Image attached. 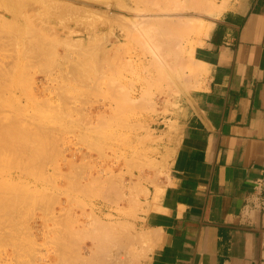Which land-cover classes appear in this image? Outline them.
<instances>
[{
    "label": "rangeland",
    "instance_id": "obj_1",
    "mask_svg": "<svg viewBox=\"0 0 264 264\" xmlns=\"http://www.w3.org/2000/svg\"><path fill=\"white\" fill-rule=\"evenodd\" d=\"M26 1L0 0V264H144L149 198L204 73L194 49L229 0L194 1L174 45L132 21L137 0Z\"/></svg>",
    "mask_w": 264,
    "mask_h": 264
},
{
    "label": "crops",
    "instance_id": "obj_2",
    "mask_svg": "<svg viewBox=\"0 0 264 264\" xmlns=\"http://www.w3.org/2000/svg\"><path fill=\"white\" fill-rule=\"evenodd\" d=\"M194 59L144 264H264V0H229Z\"/></svg>",
    "mask_w": 264,
    "mask_h": 264
},
{
    "label": "bare ground",
    "instance_id": "obj_3",
    "mask_svg": "<svg viewBox=\"0 0 264 264\" xmlns=\"http://www.w3.org/2000/svg\"><path fill=\"white\" fill-rule=\"evenodd\" d=\"M17 1H18V0H17ZM25 1H26V0H25ZM35 1H36V0H35ZM38 1L41 2L40 4H42V6H44L45 4H46V5H47V4H48V5H53V4H51V3L49 2V0H47V1H46V0H42L43 2H42L41 0H38ZM44 1H46L47 3H45ZM50 1H52V0H50ZM53 1H54V0H53ZM53 1H52V3H53ZM56 1H57V0H55V2H56ZM120 1H121V0H120ZM125 1H126V0H125ZM125 1H124V2H125ZM137 1H138L139 3H137ZM137 1L135 0V3H137L138 5H139V4H140V5L143 4V5H145V6H144V7H143V6L141 7V6H138V5L136 4V5H137V7H135V9H136V13L134 14L135 18H132V21H133L135 24H137V25H139V26L141 27V26H143L144 22L141 21V23H140V20H141V19H144L143 17H145V16L148 17V18L150 17L151 21L153 22V23H152L153 26L156 27V28H155V27H154V28L157 29V30L159 31V33L162 32V34L164 33V34H166V35H167V33H168V34H171V37H169L170 35L167 37L168 39H169V38L172 39V36H175L174 34H175V31H177V29L179 30V33H180L179 35H181V34L184 32V36H185V33H187V32H185V31L189 30L190 28L196 29V25L198 24V23H196V22H198V21H197V18H196V21H195L194 18H193V20L195 21L194 23H196V25H195L194 23H192V24H194V25H192V26H195V27H192L191 24H189V25L187 24V25L190 26V27H188L187 25L184 24V26H183V28H182V26H181L179 23H182V21H183V22L186 21L188 18L185 20V18H181V17H186V16L188 15L187 12H186V9H187V8L189 9L188 6H190L192 9L194 8V7L192 6L194 1H195V3H196L197 1H199V2H197V3L199 4V5H198L199 7H200V4H201V6H203L202 4L205 3L204 0H192V1H190V0H137ZM202 1H203V3H201ZM209 1H210V0H207V1H206V2H208V3H206V4H207V9L210 7L211 3H212L214 0L211 1L210 3H209ZM215 1H216V0H215ZM215 1H214V3H215ZM8 2H9V1H8ZM15 2H16V0H11V5H12V7H13V5L15 4ZM31 2H34V0H33V1H32V0H27L26 3H25V2H24V3L27 5V4H31ZM39 2H38V3H39ZM107 2H108V1H107ZM124 2H123V3H124ZM133 2H134V1H133ZM44 3H45V4H44ZM58 3H59V1H57V4H58ZM118 3H119V1H118ZM195 3H194V5L197 4V3H196V4H195ZM3 4H4V3H3ZM61 4H64V3L61 2ZM61 4H60V5H61ZM121 4H122V3H121ZM127 4H128V3H127ZM8 5H9V3H8ZM8 5H7V9H10L11 6H10V5L8 6ZM54 5H55V4H54ZM60 5H59V6H60ZM64 5H65V4H64ZM64 5H62L63 9H64L65 6L67 5L69 8H70V7H73V11H74V10L77 11L76 9H74V6H76V5H74V4H73L74 6H71L72 4H70V6H69L68 4H66L65 6H64ZM104 5H105V4H104ZM122 5H123V4H122ZM212 5H214V4L212 3ZM212 5H211V6H212ZM215 5H216V4H215ZM3 6H4V5H3ZM42 6H41V7H42ZM154 6H155V7H154ZM157 6H158V8H157ZM198 6L196 5L195 7H198ZM204 6H205V5H204ZM57 7H58V5H57ZM60 7H61V6H60ZM60 7H58V8L60 9ZM62 7H61V8H62ZM68 7H67V8H68ZM76 7H77V9H79L78 6H76ZM79 7H80V6H79ZM199 7H198L197 9H201V10H202V8H201V7L199 8ZM213 7H214V6H212V8H213ZM21 8H22V7H21ZM43 8H44V7H43ZM93 8H94V7H93ZM191 8H190V9H191ZM205 8H206V7H205ZM11 9H12V8H11ZM65 9H66V8H65ZM84 9H86L85 6H84ZM97 9H98V8H97ZM197 9L194 8L193 10H197ZM51 10H52V9H51ZM67 10H69V9H67ZM70 10H72V8H70ZM89 10H90V9H89ZM102 10H103V9H102ZM208 10H210V9H208ZM44 11H45V10H44ZM75 11H74V13H75ZM80 11H82V9H81ZM173 11H174V12H173ZM45 12H46V11H45ZM45 12H44V13H45ZM55 12H56V11H55ZM69 12H70V11H69ZM77 12H78V11H77ZM77 12H76V13H77ZM90 12H91V11H90ZM92 12H93V11H92ZM101 12H102V11H101ZM5 13H6V12H5ZM71 13H72V11H71ZM94 13H95V12H94ZM196 13H197V12H196ZM199 13H200V12H199ZM199 13H198V15H199ZM98 14H99V12H98ZM58 15H59V14H58ZM118 15H119V14H118ZM191 15H193V14L191 13ZM131 16H132V15H131ZM141 16H143V17H142L141 19H139V17H141ZM170 16H172V17H170ZM173 16L180 17V18H177L178 20H177V19L174 20V19H173ZM196 16H197V15H196ZM27 17H28V16H27ZM146 17H145V18H146ZM155 17H156V18H155ZM158 17H159V18H158ZM167 17H170V18L168 19ZM120 18H121V17H120ZM120 18H119V19H120ZM127 18H128V17H127ZM92 19H93V18H92ZM110 19H111V18H110ZM122 19H123V18H122ZM122 19H121V20H122ZM189 19H190V18H189ZM198 19H199V18H198ZM111 20H113V19H111ZM129 21H131V20L128 19V22H129ZM132 21H131V22H132ZM103 22H104V21H103ZM133 22H132V23H133ZM186 22H188V20H187ZM118 23H119V22H118ZM132 23L129 22L128 24L131 25ZM142 23H143V24H142ZM175 23H178L177 26H178V25H180V26H179V27H176V26H175ZM188 23H189V22H188ZM149 24H150V23H149ZM149 24H148V25H149ZM137 25H136V26H137ZM198 25H199V24H198ZM118 26H119V25H118ZM133 26H135V25H133ZM136 26H135V27H136ZM153 26H151V29H152V30H153ZM186 26H187V27H186ZM66 27H67V26H66ZM143 27H146L145 24H144ZM157 27H160V28H157ZM136 29H137V28H136ZM142 29H144V28H142ZM183 29H184V30H183ZM185 29H186V30H185ZM193 29H192V30H193ZM197 29H198V28H197ZM71 31H73V30H71ZM139 31H140V30H139ZM142 31H143V30H141V32H142ZM189 31H191V30H189ZM68 32H69V31H68ZM155 32H157V31H155ZM165 32H166V33H165ZM177 32H178V31H177ZM177 32H176V34H178ZM181 32H182V33H181ZM195 32H196V31H195ZM157 33H158V32H157ZM173 33H174V34H173ZM189 33H191V32H188V34H189ZM197 33H198V31H197ZM160 34H161V33H160ZM172 34H173V35H172ZM199 34H200V33H199ZM153 35H154V34H153ZM153 35H152V36H153ZM157 35H158V34H156V36H157ZM166 35H165V36H164V35H160L161 37L164 36V37H162V40H163V39H165V40L167 39V38H165ZM186 35H187V34H186ZM156 36H155V37H156ZM176 36H177V35H176ZM184 36H182V37H184ZM161 37H160V38H161ZM173 38H174V37H173ZM179 38H181V36H180ZM170 39H169V40H170ZM175 39L177 40V38H175ZM182 39H183V38H181V40H182ZM172 40H174V39H172ZM172 40H170L169 43H173V42H171ZM72 42H73V40H72ZM167 42H168V41H166V42L163 41V42L161 43V41H160L161 45L165 43L163 46H166V47H168V49H169V46H167V44H166ZM177 42H178V41H177ZM174 43H176L175 40H174ZM174 43H173V45H174ZM181 44H183V43H181ZM74 45H75V44H74ZM169 45H170V44H169ZM114 46H115V45H114ZM171 46H172V44L170 45V49H169V50L173 51L172 49H174V48L171 49ZM175 46H176V44H175ZM172 47H173V46H172ZM167 51H168V50H167ZM173 52H177V49H176V50L174 49ZM173 52H172V53H173ZM169 54H170V52H169ZM169 54H168V55H169ZM173 55H174V54H173ZM176 55H177V53H176L174 56H176ZM169 56H171V55H169ZM172 57H173V56H172ZM177 57H178V56H177ZM165 58H166V57H165ZM168 58L171 60L170 57H168ZM167 61H168V59H167ZM167 61H166V62H167ZM174 61H175V60H174ZM176 61H177V60H176ZM164 63H165V62H164ZM96 74H97V73H95L94 76H96ZM98 74H99V73H98ZM92 76H93V75H92ZM96 77L98 78V76H96ZM88 78H89V77H88ZM90 78H91V77H90ZM97 78H94L93 81H96ZM92 79H93V78H91V83L93 82ZM139 182H140V181H139ZM136 184H137V183H136ZM130 187H131V186H130ZM136 187H137V186H136ZM139 187H140V186H139ZM139 187H138V188H139ZM133 188H134V187H133ZM132 190H133V189H132ZM132 190H130V191H132ZM120 195H121V194H120ZM135 195H137V194H135ZM121 197H122V196H121ZM130 198H131V197H130ZM130 198H129V199H130ZM132 216H133V215H132ZM102 223H103V222H102ZM113 223H114V222H113ZM104 224H105V223H104ZM107 228H108V227H107ZM115 236H116V235H115ZM115 236H111V238L113 237V238L115 239ZM119 237H120V236H119ZM101 238H102V237H101ZM109 239H110V238H109ZM119 239H120V238H119ZM121 239H122V238H121ZM121 239H120V241H121ZM110 240H112V239H110ZM117 240H118V238H117ZM123 240H124V238H123ZM123 240H122L121 242H123ZM103 241H104V240H103ZM115 241H116V239H115ZM115 241H114V242H115ZM100 242H101V239H100ZM121 242H118V244H117V243H115V244L118 245V246L116 245V246L118 247V251L121 252V253H124L125 246H126L127 244H128L127 246H130V244H129V243H126V241L124 240V242H125V244H126V245L124 244V245H125V246H124V245H122L124 242H123V243H121ZM127 242H128V241H127ZM98 243H99V242H98ZM110 243L112 244V242H110ZM111 244H110V245H111ZM133 245H136V244L133 243ZM143 245H144V244H143ZM127 246H126V247H127ZM131 246H132V245H131ZM136 246H137V245H136ZM136 246H135V247H136ZM113 247H115V245H114ZM109 248H110V247H109ZM111 248H112V247H111ZM127 248H128V247H127ZM130 248H132V247H129V248H128V252H130V250H131ZM140 249H141V248H140ZM142 249H143V248H142ZM108 250H110V249H108ZM135 251H137V249L134 250V251H133V249H132V252H135ZM141 251H142V250H141ZM107 253H108V252H107ZM107 253H106V254H107ZM137 253H138V252H137ZM125 254H126V253H125ZM127 254H128V253H127ZM129 254H131V252H130ZM131 255L133 256L134 254H131ZM106 256H107V255H106ZM121 256H122V255H121ZM132 256L130 257V255H129V258L132 259ZM134 256H135V255H134ZM139 256H140V255H139ZM113 257L116 258V259L118 258V256H117V257L113 256ZM137 257H138V256H137ZM122 258H125V257L123 256V257H121V259H117L118 262H119V260H121V261H122L121 263L123 264V262H124L125 260L128 259L127 261L124 262V264H127L126 262L130 261V259L127 258V257H126L127 259L125 258V260H122ZM116 259H115L114 261H116ZM137 259H138V258H137ZM103 260H104V259H103ZM111 260H112V259H111ZM133 260H134V259H132L131 262H132ZM107 261H108V259H107ZM102 262H104V261H102ZM105 262H106V261H105ZM106 263H107V262H106ZM109 263L111 264V262H109Z\"/></svg>",
    "mask_w": 264,
    "mask_h": 264
}]
</instances>
